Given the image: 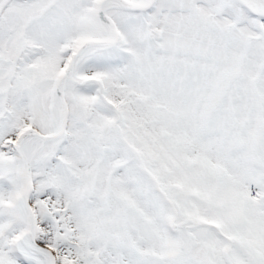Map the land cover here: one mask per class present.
<instances>
[{"label": "snow or ice", "instance_id": "6c2138e0", "mask_svg": "<svg viewBox=\"0 0 264 264\" xmlns=\"http://www.w3.org/2000/svg\"><path fill=\"white\" fill-rule=\"evenodd\" d=\"M0 264H264V0H0Z\"/></svg>", "mask_w": 264, "mask_h": 264}]
</instances>
